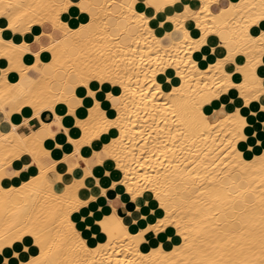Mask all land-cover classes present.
I'll return each instance as SVG.
<instances>
[{"label":"snow or ice","instance_id":"snow-or-ice-1","mask_svg":"<svg viewBox=\"0 0 264 264\" xmlns=\"http://www.w3.org/2000/svg\"><path fill=\"white\" fill-rule=\"evenodd\" d=\"M14 70L0 264H264V0H0ZM129 101L203 142L185 169L141 162Z\"/></svg>","mask_w":264,"mask_h":264},{"label":"bare ground","instance_id":"bare-ground-1","mask_svg":"<svg viewBox=\"0 0 264 264\" xmlns=\"http://www.w3.org/2000/svg\"><path fill=\"white\" fill-rule=\"evenodd\" d=\"M25 2L39 3L40 0H25ZM68 19L79 20V17L70 16ZM105 45H107L106 40L97 43L95 47L99 49L104 47ZM105 55H107V51H105ZM165 59H168V57H165ZM4 61L5 63L3 65L6 66L7 61L6 60ZM47 62L48 61L46 60L45 63ZM137 62H139V57H137ZM31 63H35L34 58L25 59L23 61V64L25 66L30 65ZM54 76H55V72H50L46 76V78L43 81H41L38 87H47L48 81L53 80ZM141 79H143V76H141ZM166 79L167 78L164 77L165 82ZM20 81H21L20 73L15 70L9 72L6 77L4 76L3 73H0V90H5L7 85H18L21 91L33 87V84L30 79H25L23 84H21ZM136 102L139 103V97L136 98ZM129 104H130L129 110L133 113V115L131 117V121H130L131 127H129L128 135L129 137H134L135 139V143H136L135 152L138 157L141 156L142 154L141 149H146L148 154L147 158L141 162L150 163L154 167H159L161 163H163L165 167H168L169 162H171V166L173 169H177V168L181 170L185 169L186 166L193 161L192 154L200 150V148L203 146V142L197 140L196 145L192 146L191 136H189L188 139H185L184 136L180 135L181 129L172 127L171 130H169L168 128H166L164 126L161 115H156L155 119L152 118L153 112L157 111V109L150 108L148 110L147 116H145V112L143 110L138 111L137 109L131 107V101H129ZM28 111H31V109H28ZM163 115H167L170 117L171 114L163 113ZM125 123L126 126H128L129 122L126 121ZM169 123L171 124V120H169ZM117 134L119 133L117 132ZM126 143H130V141H126ZM248 159L250 160L251 157H248ZM203 163H204V156L203 153L201 152V159L199 161H196V164L194 165V167L198 170V173L200 175L205 174ZM256 167L258 168L259 165L257 164ZM196 174L197 172H193V175ZM254 175H256V179L258 182L259 175L258 174H254ZM30 178L31 176H29V179ZM212 179L213 176L208 177V180H212ZM23 182H24L23 180H20V183ZM7 186L11 187V185H7ZM205 198H207V196ZM11 199L13 200V202H15L17 199L16 195L13 194ZM96 243H100V241H97ZM95 246H96L95 244L91 245V247L93 248ZM108 252L112 253L113 249L109 248ZM119 253H120V247L117 246L115 249V254L113 255L112 264H115V260L119 255ZM119 258L121 260L124 259L123 256H120ZM103 259L105 260V264H107L106 255L103 257Z\"/></svg>","mask_w":264,"mask_h":264},{"label":"crops","instance_id":"crops-1","mask_svg":"<svg viewBox=\"0 0 264 264\" xmlns=\"http://www.w3.org/2000/svg\"><path fill=\"white\" fill-rule=\"evenodd\" d=\"M73 16H76V15H73ZM16 91L17 92H20L21 90H20V88L18 87L17 89H16ZM45 115H47V113H45ZM23 120V117H21V121Z\"/></svg>","mask_w":264,"mask_h":264},{"label":"rangeland","instance_id":"rangeland-1","mask_svg":"<svg viewBox=\"0 0 264 264\" xmlns=\"http://www.w3.org/2000/svg\"><path fill=\"white\" fill-rule=\"evenodd\" d=\"M2 62H3V64L5 63V61H4V60H3Z\"/></svg>","mask_w":264,"mask_h":264}]
</instances>
